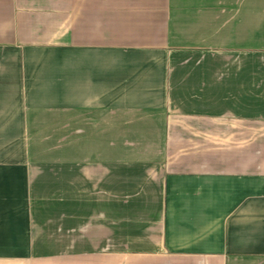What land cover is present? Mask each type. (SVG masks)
I'll use <instances>...</instances> for the list:
<instances>
[{"label":"crops","instance_id":"crops-1","mask_svg":"<svg viewBox=\"0 0 264 264\" xmlns=\"http://www.w3.org/2000/svg\"><path fill=\"white\" fill-rule=\"evenodd\" d=\"M0 264H264V0H0Z\"/></svg>","mask_w":264,"mask_h":264}]
</instances>
